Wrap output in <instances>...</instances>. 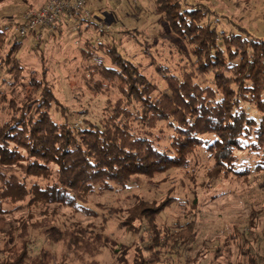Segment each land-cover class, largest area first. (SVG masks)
I'll return each instance as SVG.
<instances>
[{
  "label": "trees",
  "instance_id": "trees-1",
  "mask_svg": "<svg viewBox=\"0 0 264 264\" xmlns=\"http://www.w3.org/2000/svg\"><path fill=\"white\" fill-rule=\"evenodd\" d=\"M156 5L171 31L191 46L195 57V69L181 76L161 71L163 66L156 65L166 81V90H161L140 65L126 59L116 42L96 46L87 40L82 51L86 88L95 97L110 86L121 94L114 103L108 102L97 124L85 122L76 126L70 121L47 68L40 77L30 78L32 95L26 100L8 99L6 93L0 92V103L9 102L15 111L9 120L0 123V233L6 225L4 217L24 205H42L46 210L55 205L82 210L94 217L96 213L80 205L86 204L97 190H127L138 177L153 180L174 168L186 167L189 156L202 147L215 161L213 178L222 173L247 178L254 173L250 166L235 167L238 160L235 153L245 148L261 154L255 173L264 174V40L251 37L243 28L236 33L217 29L211 19L218 15L203 4L185 8L182 0H156ZM80 23L87 24L85 31L93 28L106 35L93 20L82 19ZM5 45V31L0 26V67L13 80L10 85L13 91L19 85L27 87L21 82L24 73L18 59L21 42L15 39L3 57ZM99 53L110 59L109 65ZM198 74H212V85L201 86ZM244 102L254 105L262 118L251 117ZM56 105L64 107L62 123L52 116ZM160 123H167L174 130L170 147L163 150L145 134ZM208 136H214L215 140L207 139ZM32 178L46 182L29 185L28 179ZM174 200L171 197L162 203L140 200L136 205L131 221H146L152 225V231H148V236L141 232L142 245L137 248L135 264H155L171 239L182 251H191L198 237L197 221L177 223L174 228L163 230L156 225L158 217ZM255 213L250 220L254 224L249 225L248 231L257 240ZM105 231L106 226L97 230L94 224L63 230L46 218L32 224L23 221L6 234L10 239L0 250L3 255L0 264H101L97 257L105 247L111 248L119 262V256L128 255L130 249L106 236ZM32 232L41 234L47 246L63 244L61 258L47 246L32 256ZM241 239L244 264H264V256L257 254L251 240L244 234ZM6 251L12 253L7 256ZM144 252L156 259H147Z\"/></svg>",
  "mask_w": 264,
  "mask_h": 264
},
{
  "label": "rangeland",
  "instance_id": "rangeland-1",
  "mask_svg": "<svg viewBox=\"0 0 264 264\" xmlns=\"http://www.w3.org/2000/svg\"><path fill=\"white\" fill-rule=\"evenodd\" d=\"M47 0H3L0 2V26L5 31L6 45L2 51L3 57L8 52L12 42H21L18 51L19 64L22 65V84L16 91L11 85L13 80L0 67V92L6 93L8 99L26 100L32 95L28 86L32 77H40L44 69L49 71L57 98L67 108L66 115L76 126L85 122L97 124L104 116L108 102L114 103L121 97L114 86L105 88L99 96H94L86 88L83 80V49L87 40L96 46L105 42H116L122 55L140 65L143 72L161 90H166L164 77L156 69V65L163 66L161 71L172 72L178 76L185 71L195 69V57L191 53V46L171 31L165 17L157 12L156 0H86L91 20L102 26L106 35L91 28L85 31L87 24L76 29L67 18L57 24L55 28L44 30L40 35L22 37L19 25L22 17L29 11L39 10ZM185 8L197 4L207 6L218 16L211 19V23L226 33H236L240 28L246 29L251 37L264 40V0H182ZM67 21L69 23H65ZM208 20H205L206 23ZM39 33V32H38ZM104 62L109 65L110 59L99 53ZM197 82L203 86H211L213 75L198 74ZM94 94V93H93ZM1 96V94H0ZM248 114L256 120L263 116L254 105L244 102ZM62 106H54L53 118L64 122ZM14 108L9 102L0 103V123L11 118ZM86 120V121H85ZM173 129L167 123H160L153 130H146L145 134L156 141L160 149L170 147ZM207 139L215 140L214 136ZM248 142L245 143V145ZM236 168L246 169L250 166L254 173L247 178H239L233 174L219 178L211 175L214 159L205 147L198 148L192 153L190 163L183 168H174L168 173L158 175L153 180L145 177L134 179L127 190L117 188L113 192L97 190L89 197L86 204L80 207L96 213L89 216L82 210L61 208L52 205L47 208L39 205L28 207L14 214H7L6 225L0 233V250L9 241L8 232L18 228L23 221L28 224L40 222L45 218L56 223L63 230L77 227H87L94 224L97 230L106 226V236L112 237L120 245L130 249L128 255L121 254L120 261L112 254L110 247L102 249L97 260L101 264H135L137 248L141 247V232L152 231V225L145 221L132 222L139 201L162 203L168 197L175 198L173 203L157 219L156 225L160 230L174 228L177 223L185 225L193 220L197 221L198 237L189 252L169 241L162 250L161 256L155 264H244L245 258L240 252L243 243L242 234L246 235L254 245V249L261 257L264 256V174L255 173L261 160V154L250 153L248 149L238 151ZM29 185L38 182L44 185L42 179H28ZM197 207V210L195 209ZM12 208L6 206V209ZM46 212V215L44 212ZM258 217L254 228L257 240L249 235L251 217ZM107 219V223L105 222ZM125 223L128 226H123ZM131 223H133L131 225ZM143 223V225H142ZM142 226V227H141ZM141 227V231H139ZM133 233L132 231H134ZM20 232V231H19ZM236 238H233L234 236ZM33 241L30 247L32 256L40 253L47 245L44 237L38 232L31 233ZM147 238V237H146ZM147 240V239H146ZM119 245V246H120ZM61 258L65 247L63 244L47 246ZM121 247V246H120ZM122 251V250H121ZM12 252H7L9 256ZM147 259L155 260L150 253L144 252ZM2 257L3 255L0 254ZM70 264H81L71 262Z\"/></svg>",
  "mask_w": 264,
  "mask_h": 264
},
{
  "label": "built area",
  "instance_id": "built-area-1",
  "mask_svg": "<svg viewBox=\"0 0 264 264\" xmlns=\"http://www.w3.org/2000/svg\"><path fill=\"white\" fill-rule=\"evenodd\" d=\"M64 18L80 29V20H91L86 0H47L39 10L23 15L19 33L22 37L30 34L39 36L44 30L55 28Z\"/></svg>",
  "mask_w": 264,
  "mask_h": 264
},
{
  "label": "crops",
  "instance_id": "crops-1",
  "mask_svg": "<svg viewBox=\"0 0 264 264\" xmlns=\"http://www.w3.org/2000/svg\"><path fill=\"white\" fill-rule=\"evenodd\" d=\"M62 22H63V21H62ZM62 22H61V23H62ZM64 22L66 23L67 21H64Z\"/></svg>",
  "mask_w": 264,
  "mask_h": 264
}]
</instances>
